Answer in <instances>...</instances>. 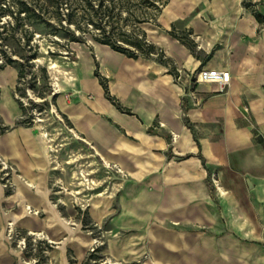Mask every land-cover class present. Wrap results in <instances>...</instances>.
<instances>
[{
    "label": "crops",
    "instance_id": "obj_1",
    "mask_svg": "<svg viewBox=\"0 0 264 264\" xmlns=\"http://www.w3.org/2000/svg\"><path fill=\"white\" fill-rule=\"evenodd\" d=\"M157 24L145 33L180 80L155 60L102 44L76 52L53 77L54 106L78 152L92 169L111 166L127 177L89 209L111 236L98 250L119 264H264V0H168ZM171 30L191 39L195 53ZM197 69L226 70L230 85H191ZM96 70L122 109L106 98ZM18 78L16 66L0 70V154L16 172L11 193L0 184V264H24L6 240L10 220L57 241L60 264L68 249L84 262L93 243L69 222L77 172L63 161L68 171L59 173L47 133L24 122Z\"/></svg>",
    "mask_w": 264,
    "mask_h": 264
},
{
    "label": "rangeland",
    "instance_id": "obj_2",
    "mask_svg": "<svg viewBox=\"0 0 264 264\" xmlns=\"http://www.w3.org/2000/svg\"><path fill=\"white\" fill-rule=\"evenodd\" d=\"M27 1L32 5H34L33 2L37 3L36 0ZM13 2L16 3L17 1L0 0L1 4H5L7 6L10 4V6H12V10L16 11V5H12ZM135 2L132 6H130V8L136 12L133 16H138L141 19L143 17L146 18L147 16H150L153 19L149 22L141 21L136 24L137 29L140 32H145V29H150L149 24H153L151 28L157 27V19L159 15L154 17V14H156L155 8L153 6L148 7V4L143 5L146 7L144 8L145 10H143L146 14L142 15L140 12L143 7ZM71 3L72 6L79 7L75 20L80 22L82 30L79 31L74 26L70 27L71 29H74L76 35H80L84 38L85 43L69 42L66 38L49 33L48 29L43 26L30 25L28 20L23 21L22 23L25 24L18 30L17 28L12 30L16 21L13 16L5 14V17L0 18V27H2L1 30L4 27V33L2 37H0V50L8 52L12 56H16L19 61L29 63L30 65V67H27L29 70L27 78L21 84L22 90L17 93L24 99V103L26 104L24 121L32 118L36 119L37 122L35 124L39 125L41 133H47V138L45 139L47 142V148L49 149L50 147L51 150H54L51 152V161L53 160L52 162L56 166V170H58L59 173L68 171V168H64L65 166L60 165L63 161H67V167H72L71 171L75 170L77 172V175H73L72 178L74 184L71 187V193L69 195L70 201L68 202L69 205L72 206L71 208H73L72 212L75 214L69 218L71 223L70 226L75 229L77 233L86 236L90 241L96 240V242L90 244L88 247L87 254L85 256L86 261L84 262L79 261L68 249V264H113V262H108V259L105 256L103 257L101 252L98 250V248L106 246L107 238L110 239L111 236L105 234L101 229V226H99L89 216V209L94 204L95 195L98 196L100 194H104V196H111L113 193L116 194V192L122 188V180L127 177L121 170L112 168L111 166H105L103 169H99L97 171L92 169L89 164L90 159L88 157H84V154L78 152L79 140L69 134L70 127L60 111H58L54 106V99H47L48 103L45 104L43 103L44 99L40 97L41 93H44L47 96L46 98L52 95V87L54 86V83H57L58 81H54L53 77H62L61 73H63L66 68L68 69L72 66V62L76 60V52H94L95 48H97L99 44L94 40V37L99 36L100 33L96 29L87 25V17L83 16L82 13L81 0H61L63 13L67 14V9L70 8L69 5ZM52 10L53 9L50 8V12H52ZM126 16V12L122 10L121 15L119 16L122 19V23L120 22L119 25H114L115 35H117V28L120 26L123 27V30L128 32L132 31V29H134L133 27L136 26L132 24V18L127 19ZM55 18L56 16L54 12L48 15V19L52 22L56 21ZM23 28L28 30L26 34L22 31ZM29 34H32V40L30 42L31 49H29L28 46H23V36L26 37V35ZM148 41L150 40L148 39ZM2 52L3 51H0V56L3 55ZM33 52L36 53V58L27 62V58L25 57L29 56ZM53 62L56 63L57 66L55 69H50L49 67ZM43 68L46 69L45 73ZM27 89L29 90V95H27ZM70 137L73 139H70ZM69 142L70 144L66 146L65 143ZM58 163L63 169L57 165ZM78 163L81 164L78 165ZM116 181H118V183H116ZM79 182H83L84 185H81L80 188H84V190L81 191V194H75L76 192L73 190L79 189L76 187ZM57 186L61 185L58 183ZM57 189L58 188H55V190ZM6 190L10 193L13 191V189L10 188ZM112 196L114 197L115 195ZM53 203L58 204L59 200H53ZM30 211L31 209L28 208L29 213L35 215L38 214V212L34 213L33 211ZM12 222L13 221L10 220L7 223L5 233L6 240L17 252L22 255L24 264H60L58 260H54L57 252V249H54V247L58 246L57 241L48 240V238H46V236L42 233H35L31 235L30 232H22L16 227L15 223ZM9 223L13 224L14 229L12 239L10 238L11 236H8ZM22 238L26 239L27 248L24 250H21L18 247V241ZM114 263L119 264L117 262ZM121 264L138 263L132 262Z\"/></svg>",
    "mask_w": 264,
    "mask_h": 264
},
{
    "label": "trees",
    "instance_id": "obj_3",
    "mask_svg": "<svg viewBox=\"0 0 264 264\" xmlns=\"http://www.w3.org/2000/svg\"><path fill=\"white\" fill-rule=\"evenodd\" d=\"M16 1V3H12V5H16V11L12 10V6H10V4L7 6L0 3V18H3L5 17V14H8L13 16L16 21L12 30H14L15 28H17L18 30L25 24H23L22 22L28 20V22H30V25L43 26L48 29L49 33L55 36L66 38L69 42L85 43L84 38H82V36L80 35H76L74 29H71L70 27L74 26L75 28H77V30H82L80 22L75 20L77 11H79L78 6H72L71 3L69 5L70 8L67 9V14H64L61 0H36L37 3L33 2L34 5L30 4L27 0ZM167 1L168 0H81V8L83 11V16L87 17V25L92 27L93 29H96L100 33L99 36L94 37V40L97 43L109 46L112 50L123 53L130 58L136 59L138 57H143L155 60L162 65L170 67L168 72L173 76H176V68L174 67L172 61L165 56V54L159 47L148 41L146 33L144 31L140 32L137 29L136 24L140 23L141 21H152V17L147 16L146 18L143 17L144 19H141L138 16H133L136 12H134L130 8V6H132L134 2L138 3L143 7L142 11L140 12L143 15L146 14V12L143 11L146 7H144L143 5L148 4V7L153 6L155 8L156 14H154V17H156L160 14ZM244 4L245 6L250 5L247 1H245ZM50 8H52V12L55 13V22H52L48 19V15L52 13L50 12ZM122 10L126 12L127 19L132 18V24L136 26L133 27L134 29L129 32L123 30V27L120 26L119 28H117V36L114 32V25H119V23L122 21V19L119 17L122 13ZM1 28L2 27H0V37H2L4 33V27L2 30ZM22 31H24L25 34L28 32L26 28H23ZM32 34L26 35V37L23 36V46H28L29 49H31L30 42L32 40ZM169 34L172 37L180 40L183 44L188 46L193 53H195L196 45L191 39L187 38V36H180L179 34L175 33L174 30L169 31ZM0 51H3L2 53L4 58L3 64L0 65V70L4 69L6 66H16L18 68V83H20L21 79L24 78L29 72L27 68L30 67L29 63H24L17 59H13L4 50ZM35 52L25 57L27 58V62L36 58ZM43 71L45 73L46 69L43 68ZM95 75L96 77H98L100 84L105 91L106 98L110 100L114 105H116L119 109H122L116 99H114L110 95L106 80L100 76L97 70L95 71ZM21 90L22 89L17 86V91ZM40 97L45 99L47 96L44 93H41ZM43 103L47 104L48 100L45 99ZM19 104L23 113L25 114L26 108L20 101ZM24 122L27 123V121ZM0 129L3 131L5 128L2 127Z\"/></svg>",
    "mask_w": 264,
    "mask_h": 264
},
{
    "label": "built area",
    "instance_id": "obj_4",
    "mask_svg": "<svg viewBox=\"0 0 264 264\" xmlns=\"http://www.w3.org/2000/svg\"><path fill=\"white\" fill-rule=\"evenodd\" d=\"M6 53L9 56H11L13 59L19 60L16 56H12L8 52H6ZM3 62H4V58H3V55H1L0 56V65L3 64ZM176 73H177V75L175 76V78L177 80H180L181 79L180 75H182V71L176 70ZM188 77H189V81L191 82V85L192 84H200V83L216 84L218 86V90L220 92H224L225 89L230 85V74L226 70L197 69V70L191 71L189 73ZM26 78H27V75L21 79L20 83H18V86L20 88L22 86L21 85L22 82L25 81ZM52 88H53V93L50 96H53L57 92V90H54V87H52ZM26 91H27V95H29V90L27 89ZM17 93H18V91H16V93H15L16 98L23 104L24 107H26L25 106L26 104L24 103V99L22 97H20ZM189 95L191 96V98L193 100H196L197 96H196L195 90L190 91ZM50 96H48V98H45V99H49ZM23 120H24V116H23ZM26 121L28 124H35L37 122V120L34 118L26 120ZM0 128H2V126H0ZM1 132H2V130L0 129V133ZM15 173H16L15 169L0 154V183L2 184V186L4 188H6V189L10 188V189L14 190L15 185H14V180H13L14 178L13 177H14ZM31 211H33V210H31ZM34 213H36V212H34ZM8 227H9L8 228V236L9 237L11 236L10 238L12 239L13 238L12 233L14 231L13 224L9 223ZM30 234L32 235L33 233L30 232ZM18 247L21 250H24L27 248L25 238H22L20 241H18Z\"/></svg>",
    "mask_w": 264,
    "mask_h": 264
},
{
    "label": "bare ground",
    "instance_id": "obj_5",
    "mask_svg": "<svg viewBox=\"0 0 264 264\" xmlns=\"http://www.w3.org/2000/svg\"><path fill=\"white\" fill-rule=\"evenodd\" d=\"M57 66V64L56 63H51V65H50V69H55V67ZM62 74V73H61ZM58 77V76H57ZM63 89V88H62ZM45 134V133H44ZM67 221V220H66ZM70 222V221H69ZM13 223V222H12ZM71 224V223H70ZM33 234H35V233H33ZM37 235H40V234H37ZM44 238V237H43ZM94 242H96V240H91V243H94ZM113 264H115V263H113Z\"/></svg>",
    "mask_w": 264,
    "mask_h": 264
},
{
    "label": "water",
    "instance_id": "obj_6",
    "mask_svg": "<svg viewBox=\"0 0 264 264\" xmlns=\"http://www.w3.org/2000/svg\"><path fill=\"white\" fill-rule=\"evenodd\" d=\"M53 96H50L49 99H52ZM247 183L250 185V181L247 180Z\"/></svg>",
    "mask_w": 264,
    "mask_h": 264
}]
</instances>
